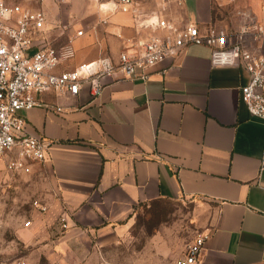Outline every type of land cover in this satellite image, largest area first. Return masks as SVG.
<instances>
[{"label": "crops", "instance_id": "1", "mask_svg": "<svg viewBox=\"0 0 264 264\" xmlns=\"http://www.w3.org/2000/svg\"><path fill=\"white\" fill-rule=\"evenodd\" d=\"M106 1L43 0L49 21L72 22L67 35L83 30L64 67L117 59L144 35L131 12L103 10ZM138 2L154 10L159 0ZM168 14L203 33L232 34L264 21V0H182ZM211 57V46L191 44L153 66L147 80L106 77L97 98L87 88L49 92L42 98L50 107L22 111L30 133L55 142L45 161L33 162L57 196L46 221L63 214L68 225L42 242L53 246V262L87 264L96 258L93 242L123 232L140 204L187 198L204 201L209 213L200 264H264V121L240 99L247 72L214 66Z\"/></svg>", "mask_w": 264, "mask_h": 264}, {"label": "built area", "instance_id": "2", "mask_svg": "<svg viewBox=\"0 0 264 264\" xmlns=\"http://www.w3.org/2000/svg\"><path fill=\"white\" fill-rule=\"evenodd\" d=\"M181 3L159 0L158 8L145 10L138 0L102 2L103 10L131 12L138 33L144 35L129 39L117 59L101 57L64 67L76 55L72 39L83 30L67 35L72 22H52L42 8L0 0V160L9 158L14 167L25 168L50 155L54 140L30 133L22 115V111L34 107H50L42 98L44 94L78 95L87 88L91 98H97L107 84L106 77L147 80L153 66L177 56L191 44L211 46L214 66L233 65L247 72L240 99L252 116L264 121V21L232 34L223 28H209L203 33L197 23H180L168 14L172 4ZM101 22L107 20L102 18ZM63 35L67 41L56 43ZM55 109L62 111L63 107L57 105ZM208 236L206 232L196 235L177 264H200Z\"/></svg>", "mask_w": 264, "mask_h": 264}, {"label": "rangeland", "instance_id": "3", "mask_svg": "<svg viewBox=\"0 0 264 264\" xmlns=\"http://www.w3.org/2000/svg\"><path fill=\"white\" fill-rule=\"evenodd\" d=\"M4 1L30 8L43 2ZM35 164L17 168L9 158L0 160V264H58L50 259L53 246L42 242L63 235L68 225L63 214L55 224L46 221L57 196L49 175ZM206 206L187 198L140 204L123 232L105 243L93 242L96 258L86 263L177 264L192 239L210 226Z\"/></svg>", "mask_w": 264, "mask_h": 264}, {"label": "trees", "instance_id": "4", "mask_svg": "<svg viewBox=\"0 0 264 264\" xmlns=\"http://www.w3.org/2000/svg\"><path fill=\"white\" fill-rule=\"evenodd\" d=\"M53 36H55V34H54ZM64 39H66L65 41H67V37H66L65 35L61 36V37L56 41V43L65 42V41H63Z\"/></svg>", "mask_w": 264, "mask_h": 264}]
</instances>
